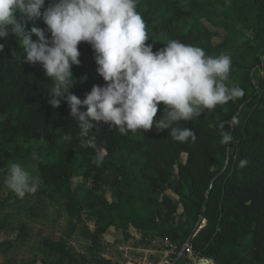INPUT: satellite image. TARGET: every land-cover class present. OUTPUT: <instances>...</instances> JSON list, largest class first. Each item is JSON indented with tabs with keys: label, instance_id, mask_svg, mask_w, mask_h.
Wrapping results in <instances>:
<instances>
[{
	"label": "trees",
	"instance_id": "trees-1",
	"mask_svg": "<svg viewBox=\"0 0 264 264\" xmlns=\"http://www.w3.org/2000/svg\"><path fill=\"white\" fill-rule=\"evenodd\" d=\"M55 2L45 0L44 7ZM212 7L253 30V41L264 52V0H138L136 10L146 25V43L153 45L154 52L166 43L156 42L151 31L164 35L166 42L176 39L211 56L201 43V32L186 30L183 22L196 13L206 16ZM33 25L45 27L40 18L29 21L27 29ZM33 39L38 37L33 34ZM0 43L5 44L0 52V137L6 144L17 145L20 157L30 155L20 143H45L36 149L40 157L37 193L65 198L72 216L88 213L96 221L98 234L111 226L125 231L133 227L144 238L190 240L199 257L216 264H264V94L257 93L253 76L261 65L264 71V64L255 51L243 55L248 65L231 67L226 81L229 86H239L243 95L215 109H203L191 121L179 122L175 126L196 134L194 142L191 137L180 142L171 137L169 129L157 132L155 125L127 135L99 125L80 137L68 104L62 101L53 108L47 102L51 80L41 64L23 62L26 53L13 35L0 38ZM78 47L81 63L73 65L77 81L70 91L83 99L93 85L105 81L96 71L90 44L81 42ZM261 86L264 90V79ZM162 113L159 107L157 119ZM233 117L237 123L230 126ZM221 131L232 137L227 144L220 142ZM66 135L72 139H64ZM97 153L103 154L99 165ZM183 154L187 155L185 162H181ZM9 157L0 145V170L6 168ZM242 160L247 161L243 167ZM76 176L92 182L83 200L78 196L82 186H73ZM104 186L117 191L116 200L107 199ZM169 190L177 200L165 194ZM160 194L164 195L160 198ZM181 206L183 212L179 213ZM203 210L206 224L195 229ZM250 238V256H245L241 249ZM43 244L53 252H66L63 244L51 238H43ZM101 264L111 263L104 260Z\"/></svg>",
	"mask_w": 264,
	"mask_h": 264
},
{
	"label": "clouds",
	"instance_id": "clouds-1",
	"mask_svg": "<svg viewBox=\"0 0 264 264\" xmlns=\"http://www.w3.org/2000/svg\"><path fill=\"white\" fill-rule=\"evenodd\" d=\"M137 3L56 0L45 8V0H0V38L13 35L26 53L23 62L41 64L51 80L47 102L53 108L62 101L68 104L80 137L99 125L114 127L122 135L151 130L155 125L157 132L169 129L174 140L186 142L191 137L194 142L192 129L175 125L243 95L239 86L226 84L231 58L225 53L208 56L202 48L176 39L154 52L153 45L146 43L149 36ZM36 18L42 19L45 27L33 25L29 31L28 22ZM33 34L38 39L34 40ZM81 42L92 47L96 71L105 81L93 85L83 99L70 91L77 81L73 65L81 63ZM4 48L0 43V52ZM161 102L163 113L157 119ZM235 123L237 118L233 117L229 125ZM224 127V123L219 125L221 130ZM220 135L222 144L232 139L228 132ZM32 158L40 159L35 151ZM102 161L103 154L97 153L95 162L99 165ZM246 163L242 160L240 166ZM3 183L23 198L38 190L39 178L21 164L12 163Z\"/></svg>",
	"mask_w": 264,
	"mask_h": 264
},
{
	"label": "rangeland",
	"instance_id": "rangeland-1",
	"mask_svg": "<svg viewBox=\"0 0 264 264\" xmlns=\"http://www.w3.org/2000/svg\"><path fill=\"white\" fill-rule=\"evenodd\" d=\"M183 23L186 30L193 28L201 32V43L206 46L211 56L221 53L229 55L233 69L248 65L242 57L254 51L260 57L261 64H264V52L257 49L253 41V30L235 23L234 19H228L217 9L210 8L206 16L200 13L187 16ZM150 35L156 42L166 43L164 35L153 34L152 31ZM253 76L258 86L257 93L262 96V65L253 70ZM163 107L161 102L160 108ZM20 144L30 150L29 156L20 157L16 152L17 145L6 144L0 137V145L10 156L6 168L0 170V264H101L104 260L111 264H121L123 257L118 249L121 244L134 239V245H139L153 239L144 238L133 227L125 231L121 227L111 226L104 234H98L95 219L86 212L79 217L70 215L65 207L66 199L60 196L50 197L35 192L26 193L23 198L19 197L3 183L4 177L12 163L21 164L33 177H38V160H33L32 153L45 143L33 140ZM186 159L187 155L183 154L181 162ZM116 161L120 163L119 160ZM216 161L222 163L219 157ZM176 172L177 169L175 174ZM72 182L74 187L82 186L78 196L81 200L85 199L92 182L79 176L74 177ZM102 192L109 201L116 200V190L104 186ZM165 194L178 199L172 190ZM163 195L160 194V198ZM182 212L181 206L179 213ZM45 237L63 244L66 252L59 254L47 249L43 244ZM251 243V238L243 243L241 250L245 256H250L247 250ZM211 263L216 264L214 260Z\"/></svg>",
	"mask_w": 264,
	"mask_h": 264
},
{
	"label": "built area",
	"instance_id": "built-area-1",
	"mask_svg": "<svg viewBox=\"0 0 264 264\" xmlns=\"http://www.w3.org/2000/svg\"><path fill=\"white\" fill-rule=\"evenodd\" d=\"M132 240L118 248L123 257L121 264H202L204 261L212 264V260L201 258L194 252L190 240L181 243L156 237L139 245H134Z\"/></svg>",
	"mask_w": 264,
	"mask_h": 264
},
{
	"label": "water",
	"instance_id": "water-1",
	"mask_svg": "<svg viewBox=\"0 0 264 264\" xmlns=\"http://www.w3.org/2000/svg\"><path fill=\"white\" fill-rule=\"evenodd\" d=\"M231 141V140H230ZM206 224V220L204 219V210L200 213V220L196 225L195 229H201ZM202 264H209L207 261H204Z\"/></svg>",
	"mask_w": 264,
	"mask_h": 264
},
{
	"label": "crops",
	"instance_id": "crops-1",
	"mask_svg": "<svg viewBox=\"0 0 264 264\" xmlns=\"http://www.w3.org/2000/svg\"><path fill=\"white\" fill-rule=\"evenodd\" d=\"M132 229H135V228H132ZM135 230H137V229H135ZM131 231V230H130ZM138 231V230H137ZM130 233H132L131 235H133V232L131 231Z\"/></svg>",
	"mask_w": 264,
	"mask_h": 264
}]
</instances>
